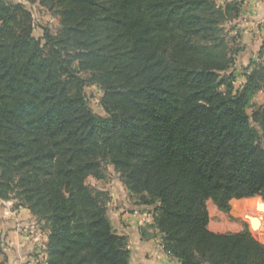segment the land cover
<instances>
[{"label": "trees", "instance_id": "16d2710c", "mask_svg": "<svg viewBox=\"0 0 264 264\" xmlns=\"http://www.w3.org/2000/svg\"><path fill=\"white\" fill-rule=\"evenodd\" d=\"M40 5L58 17V36L44 28L36 39L31 12L0 0V201L44 224L48 264H130L107 193L87 183L108 165L154 206L153 228L181 264H264L249 232L208 227V200L225 213L234 200L264 201V104L247 111L264 92V64L237 86L224 30L241 3ZM88 83L103 91L105 116L91 109Z\"/></svg>", "mask_w": 264, "mask_h": 264}, {"label": "crops", "instance_id": "0c3cea01", "mask_svg": "<svg viewBox=\"0 0 264 264\" xmlns=\"http://www.w3.org/2000/svg\"><path fill=\"white\" fill-rule=\"evenodd\" d=\"M230 1L241 3L240 16L230 23L232 32L239 33L246 40V45L256 39H264V0H225ZM126 193L125 198L117 195L112 201L115 207L108 211V216L114 230L128 241L130 264H181L164 251L160 232L159 239L156 238L158 234L153 228V217L147 213L151 210L138 204L129 192ZM1 203L7 208L0 209V237L6 243L3 253H0V264H30L31 260L46 256L47 233L40 230L31 212L25 208H10L12 202ZM209 208L210 205V211ZM209 213L211 221L212 214ZM148 227L153 230L151 236L144 233Z\"/></svg>", "mask_w": 264, "mask_h": 264}, {"label": "rangeland", "instance_id": "374dc122", "mask_svg": "<svg viewBox=\"0 0 264 264\" xmlns=\"http://www.w3.org/2000/svg\"><path fill=\"white\" fill-rule=\"evenodd\" d=\"M7 1L12 3L23 4L31 12L34 23L33 35L36 39L44 38V30H43L44 28H48L56 36H58L61 33L62 26L59 23L58 17L53 15L51 12H49L48 9L42 7L40 5L41 0H7ZM217 3L218 5L223 6L225 4V0H217ZM230 23L224 25V30H225V34L227 35L228 39L231 42V49L236 57V62L234 66L231 68L230 72L234 73L235 77L237 78L236 85L239 86L242 82H244V77H243L244 72L248 70V68L252 63L264 64V39H258V40L256 39L248 43L249 45H246L247 44L246 40L243 37H241L239 33L232 32L233 26L230 25ZM248 46H251L249 47V50L247 49ZM247 50L248 52L246 53ZM74 68L75 70L79 69L77 63L74 64ZM85 95L94 113L100 116H105V112L101 106V98L103 97V91L101 90V88L96 84L88 83L85 87ZM263 104H264V92L257 93L254 96L251 105L247 108L248 113L252 114L255 107H259ZM106 172L107 173L105 179L96 180L95 178L90 177L87 180V183L93 189L107 193L108 195L107 212H108L110 211V209L114 210L115 205L113 204L112 201L116 199V196L119 195L120 198L123 197L125 198V194L127 195L126 192L129 191L124 185L122 176L116 173L111 165L107 166ZM130 195L132 199L135 198L137 200L138 204H141L142 206H147L149 208L148 210H151V211H147V213H150L152 215L153 223H154V217L156 215L154 211V206L144 204L142 202L143 200L139 196L132 195L131 193ZM236 201L239 203L234 206L233 203ZM11 202L13 204L10 205V208L15 209L14 204L16 203L18 204L19 202L18 201H11ZM118 202H122V201H118ZM207 204H208L207 208L210 205L209 208L210 211L209 210L208 211L211 212V214H213L212 219L208 226L212 232L217 234H237L247 231L254 238H256L261 244L264 245V218H261L256 210V208H260V207L264 209V201L262 200V198L256 197L247 200L245 199L234 200L231 203V210L229 213H225L221 211L219 207L212 200H208ZM237 207L242 209L241 214H238L236 212ZM3 208H7V205L2 204L0 201V209ZM245 215H248V217L251 218H258L261 220V227L259 228V230L251 229L250 220L249 218L247 219ZM36 220L40 226V230L44 231L43 229L44 224L40 223L37 218ZM224 222L229 224L230 226H233V228L232 229L227 228L223 230L219 229L224 224ZM145 229L147 230L144 232L145 234L149 236L153 235L152 232L153 230L151 231L149 227ZM154 230L156 231V234H158L156 238L159 239V231L156 229ZM0 239L2 240L1 237ZM3 245L5 247L6 245L5 241H3ZM46 252H47V246H46ZM30 264H48V254H46V256L42 258L37 257L36 260L33 261L31 260Z\"/></svg>", "mask_w": 264, "mask_h": 264}, {"label": "bare ground", "instance_id": "6f19581e", "mask_svg": "<svg viewBox=\"0 0 264 264\" xmlns=\"http://www.w3.org/2000/svg\"><path fill=\"white\" fill-rule=\"evenodd\" d=\"M256 210H257V213L259 214V216L261 217V218H264V209L262 208V207H260V208H256ZM216 212V211H215ZM236 212L238 213V214H241L242 213V209L241 208H239V207H237L236 208ZM213 215V214H212ZM255 219H257L258 221H259V223H260V225H259V227L258 228H256L255 230H259V228L261 227V220L260 219H258V218H255ZM227 228H233V226H230L229 224H227V223H225L224 222V224L221 226V228H219V229H227Z\"/></svg>", "mask_w": 264, "mask_h": 264}, {"label": "water", "instance_id": "95a60500", "mask_svg": "<svg viewBox=\"0 0 264 264\" xmlns=\"http://www.w3.org/2000/svg\"><path fill=\"white\" fill-rule=\"evenodd\" d=\"M245 217L247 219L249 218L250 223H251V225H250L251 229L255 230L256 228L259 227L260 223H259V221L257 219L248 217V215H245Z\"/></svg>", "mask_w": 264, "mask_h": 264}]
</instances>
